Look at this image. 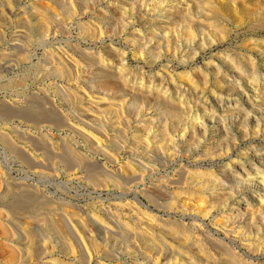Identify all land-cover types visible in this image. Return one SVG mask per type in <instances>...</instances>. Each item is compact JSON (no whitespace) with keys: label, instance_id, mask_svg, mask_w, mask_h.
<instances>
[{"label":"rangeland","instance_id":"374dc122","mask_svg":"<svg viewBox=\"0 0 264 264\" xmlns=\"http://www.w3.org/2000/svg\"><path fill=\"white\" fill-rule=\"evenodd\" d=\"M263 13L0 0V264H264Z\"/></svg>","mask_w":264,"mask_h":264},{"label":"bare ground","instance_id":"6f19581e","mask_svg":"<svg viewBox=\"0 0 264 264\" xmlns=\"http://www.w3.org/2000/svg\"><path fill=\"white\" fill-rule=\"evenodd\" d=\"M222 1V0H221ZM214 2V1H213ZM207 4L209 5V7L212 9H210V10H208L209 11V13L212 11V13H214V10H215V6H214V3H212V2H209L208 3V1H207ZM206 4V5H207ZM208 7V8H209ZM36 9V8H35ZM253 10H256V8L255 9H253ZM216 11V10H215ZM250 11V10H249ZM261 12V11H260ZM254 13V12H253ZM205 14H207V12L205 13ZM211 14V13H210ZM258 14V13H257ZM264 14V13H263ZM212 15V14H211ZM210 15V16H211ZM214 16V15H213ZM207 17H209V16H207ZM212 17V16H211ZM215 17V16H214ZM257 17V16H256ZM216 18H218V17H216ZM239 18V17H238ZM257 19V18H256ZM36 22V21H35ZM26 26H25V28H26V30L28 31V33L29 34H31V35H34L37 31H36V26L35 25H37V24H35L34 23V21H33V18L31 17V18H29L27 21H26ZM222 29V28H221ZM251 43V42H250ZM1 60V59H0ZM231 65V64H230ZM12 192V191H11ZM4 197V196H3ZM6 197V196H5ZM4 200V199H3ZM10 203V202H9ZM20 218V217H19ZM52 221H50V220H48V219H46V220H44V222H43V224H42V226L50 233V235L52 234L53 235V237L55 236V238L56 239H58L59 241H62V239H61V237L59 236V234L60 233H57V231H56V229L54 228V225L51 223ZM82 222V221H81ZM42 223V222H41ZM59 230V229H58ZM5 234H6V236H8L9 235V233L7 232L6 233V230H5V232H4ZM11 234V233H10ZM28 234V237L29 238H31V236L33 235V234H31L29 231H28V233H25V235H27ZM36 236V235H35ZM28 240H30V239H28ZM58 240H56V241H58ZM27 241V240H26ZM66 242V241H65ZM60 244H61V242H60ZM15 259V258H14ZM12 260V261H10L11 262V264H13V263H15V260Z\"/></svg>","mask_w":264,"mask_h":264}]
</instances>
